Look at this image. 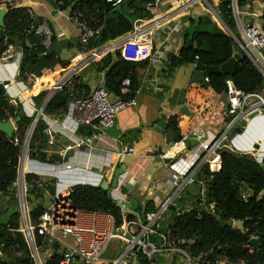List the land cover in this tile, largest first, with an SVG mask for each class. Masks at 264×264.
Wrapping results in <instances>:
<instances>
[{
    "label": "trees",
    "instance_id": "1",
    "mask_svg": "<svg viewBox=\"0 0 264 264\" xmlns=\"http://www.w3.org/2000/svg\"><path fill=\"white\" fill-rule=\"evenodd\" d=\"M153 0H126L121 6L114 8L104 0H63L66 8L71 13H81L90 25L99 28L100 33L90 43L89 50L84 51V57L90 52L112 45L114 42L129 34L133 29V22L140 18H150L152 14L148 4ZM252 0H237L238 6L250 4ZM213 7L219 12L225 24L235 31L236 21L233 17L231 0H210ZM8 14L5 24L0 26V55L4 54L10 46L19 47L22 50L20 64V78L34 82L47 89H41L33 95V100L38 108L44 107L46 115H61L68 109L69 103L78 97H84L90 93L91 87L82 80L79 71H75L60 90L46 102L49 90L60 79L73 69L75 62L64 59L50 48H45L43 39L33 34H27L26 28L30 22L27 8L23 6H7ZM261 25L264 30V13L261 16ZM29 38L32 47L25 45V39ZM234 39L227 32L219 20L208 10L206 14L197 19L190 18L189 26L184 37L183 46L178 54L168 55V67L164 70L165 76L171 75L182 66H193L200 62L205 66H220L228 61L234 54ZM148 46L125 47L117 46L115 49L105 52L101 58L93 60L90 64L96 67L98 72H104V85L115 96H123L125 99H134L141 86L140 69L149 64V59H141L146 55L143 49ZM209 82L194 83L193 87L198 93L213 91L218 97L226 93V82L233 80L235 84L246 92H259L264 96V77L245 57L239 62L234 71L228 75H210ZM124 78L131 79L132 92L121 94V81ZM187 91V90H186ZM201 93V94H202ZM184 104V102H181ZM179 103V104H181ZM22 108V100L17 98V104L11 101L6 89L0 84V121L16 119ZM208 107L200 111V117L206 115ZM174 110L169 116H163L167 122V135L169 142L178 141L185 131L190 130L198 122L188 116L185 122L179 119ZM204 113V114H203ZM231 118H225L214 126L223 131ZM35 121V116H25L16 124L17 129L13 136L9 137L0 131V193L7 194L13 188L18 177V166L22 154V145ZM183 122L184 124L182 125ZM185 128L183 132V128ZM91 129L81 127L80 131ZM141 130L128 135L127 138L135 141L140 136ZM237 135L233 143H230V135ZM229 135L227 144L230 147L221 149L222 167L217 173L209 170L208 165H203L196 173V184L203 186L204 199L207 204L216 203V217L212 213H203L200 216L197 209L190 213L177 214L175 207L166 216L165 223L158 229L160 232L170 234L171 240L177 247L186 251L197 264H217L219 260H225L228 264L244 262L245 264H264V114L257 113L252 116L245 129L242 126L234 127ZM231 135V136H233ZM15 139L18 144H15ZM48 124L42 118L35 122V128L30 139L29 157L42 162H62L61 156L52 149ZM161 148L157 155L161 153ZM254 154L256 157H254ZM37 163V162H35ZM31 162L27 165V171L32 170ZM99 176L87 172L84 178H73L72 181L64 180L65 184L59 186V193L69 184L81 182L71 188L68 199L72 205L86 212H102L112 215L118 226L126 221L142 220L147 212L157 210L151 201L145 206L138 205L135 212H124L110 193L100 186ZM39 176L28 174L26 180L34 188L33 193L38 196L44 189L55 191V181L37 183ZM248 187L251 195L247 200L242 198V192ZM199 195H194L192 205L199 201ZM179 203L184 204L185 199L179 198ZM46 210L43 205L31 210V217L36 222L39 216ZM19 213L14 214L8 223H0V254H7V258H0V264H35L31 257L29 247L22 235L18 232ZM243 221L248 236L254 235L259 239L260 249H255L244 234L229 226L230 221ZM42 237L38 242L42 243ZM152 240L160 243L158 235H153ZM47 245L44 246V249ZM120 255V254H119ZM119 255L115 256L118 257ZM113 256V257H114ZM114 257V258H115ZM61 254L57 247L47 257L45 264H59ZM157 259V258H156ZM158 260V259H157ZM139 264H149L148 259L140 251L137 256ZM77 264H91L78 261Z\"/></svg>",
    "mask_w": 264,
    "mask_h": 264
},
{
    "label": "built area",
    "instance_id": "2",
    "mask_svg": "<svg viewBox=\"0 0 264 264\" xmlns=\"http://www.w3.org/2000/svg\"><path fill=\"white\" fill-rule=\"evenodd\" d=\"M9 1L0 0V7L7 8V6H10L8 5ZM104 1L117 8L126 0ZM161 1L153 0L148 4V9L152 14L150 18L136 19L129 34L110 46L92 50L88 60L99 59L105 52L113 50L117 46H123L124 49L127 45L134 44L137 47L148 46L150 48L149 62L157 65L165 64L164 62L167 61V58L161 48L156 47L157 38L165 19L156 13ZM56 2L59 7L64 6L63 0H56ZM197 3H206L214 16H219V12L213 7L210 0H185L177 9L179 12H185ZM231 8L239 33L234 32L228 26L227 32L241 49L242 59L247 57L264 77V30L259 21L264 12L260 15L257 14L249 4L239 7L237 0H231ZM67 9L68 11L66 12ZM66 10L62 12L67 13L68 18L79 29V44L81 48L84 51L89 50L91 41L99 35L100 29L92 27L81 13L72 14L70 8H66ZM27 12L30 22L26 28V33L41 37L44 47L50 48L55 36L51 23L45 18H38L32 8L27 7ZM245 19H250V22L246 23ZM25 45L32 47L29 38L25 39ZM161 45L165 46V42L162 41ZM11 48L10 46L3 55H0V61L6 62L9 60L13 63V60H16L17 65L13 75L17 76L20 75V64L23 54L21 51H13ZM75 71L76 69L68 77L59 81L52 90L54 92L60 90L67 78L74 74ZM204 80L209 82V77H205ZM0 84L6 89L11 101L17 104V98L21 92L13 93L11 91V81L0 78ZM131 84L130 78H124L121 81L122 95L132 92ZM23 85V87H26L25 84ZM225 95L228 99L226 105L219 97L217 107L215 106L212 111L211 118L209 115H204L202 122L184 132L180 140L169 142L167 148L158 155L160 159L166 161V165L175 173L177 179L157 210L147 212L143 220L141 218L138 221L125 220L120 226L117 225L115 218L110 214L86 212L75 208L68 199L70 191L62 194L60 198L46 208L36 222L32 220L31 210L28 208L25 199L29 194L28 189L32 185L27 182L26 176L31 173L39 176V172H32L31 170L25 172V165L30 160V139L32 137L28 133L22 145L18 177L13 186L19 189L23 198L17 231L22 233L35 264H45L47 257L52 254L55 246L61 254L59 264H77L78 261L91 264H132L135 260L137 261L140 251L148 259L149 264H158L156 257L168 252H179L185 257L187 264H197L196 260H192L186 251L177 247L175 242L171 240L169 233L160 232L158 229L161 228L162 222L170 214L173 207H175L176 213L179 215L190 213L197 209L200 216L203 213H212L218 217L216 203L207 204L204 199V188L202 197L195 205L191 203L180 204L179 198L185 186L196 182V173L203 165H208L209 170L213 173L221 170L222 156L220 151L223 148L230 147L227 142L234 127L242 126L244 129L245 124H242V122L245 121L247 123L252 116L259 112L264 114V96L259 92H246L239 88L233 80H228L226 82ZM30 102L33 108L31 112L27 103L25 101L22 102V108L27 116H35L36 120L42 117L49 123L48 118L44 114V107L38 108L32 99H30ZM133 104H136L135 99H125L123 96L113 95L105 87L104 81L101 85L93 88L88 95L73 99L69 103L67 111L62 114L58 124L48 126L51 144L57 143L54 134L64 135L69 138V142L58 151L62 162L57 161L53 164L56 167L70 169L74 165L73 158H75L76 151L85 148L94 149L95 140L102 135L104 130L110 129L115 125L116 117L121 111ZM35 107L39 110H36ZM225 116L231 118L230 122L223 131L215 127L216 130L211 131V140L206 143L209 138V131L205 129L206 123L212 120L214 124H218ZM95 119H99V121L97 124L92 125V129L95 130L94 133L79 134L80 127L91 125ZM192 139L197 140L198 143L191 144ZM14 142L18 144L17 139ZM233 147V150H237L235 146ZM69 149H73L74 154L69 157L68 161H64ZM117 154L120 157L125 155L132 156L136 154V148L133 145L121 143L117 149ZM253 156L256 157L254 154ZM41 182V179L37 181V183ZM250 195L251 190L245 187L242 192V198L247 200ZM122 210L129 212L124 208ZM153 235H158L161 242L155 243L152 240ZM38 237H42V243L38 242ZM114 238H119L124 242L123 251L118 257L112 259L103 258L102 256ZM250 238H255V236L252 235ZM46 245L48 250L44 251V246ZM217 264L228 263L225 260H219ZM236 264L245 263L239 262Z\"/></svg>",
    "mask_w": 264,
    "mask_h": 264
},
{
    "label": "crops",
    "instance_id": "3",
    "mask_svg": "<svg viewBox=\"0 0 264 264\" xmlns=\"http://www.w3.org/2000/svg\"><path fill=\"white\" fill-rule=\"evenodd\" d=\"M184 1L185 0L161 1L156 13L158 16H162L165 19L157 38L156 47L161 48L167 61H165V64L163 65L149 62L146 67L140 69L141 86L134 98L136 104L128 106L117 115L115 125L110 129L104 130L102 135L95 140L94 149L88 150L85 148L76 151L75 158H73L74 165L70 169L56 167L53 163L29 158L30 160H28V163L31 162V166L33 167L31 171L39 172V178L43 183L56 180L54 192H51V190L47 188L43 190L41 196H38L37 192L33 193L34 188H32L33 190L28 194V199H31L32 201L35 200L38 203L35 207L43 205L39 204L41 197L48 199L49 196H52V202L60 198L61 192L59 193L58 189L60 185L65 184L64 180L66 179H81L85 177V173L91 172L100 177L98 183H101L104 179L110 180L113 169L116 167H122L124 164L126 165L125 172L119 176L118 185L116 187H111L110 189L111 196L115 200L135 199L138 202V205L143 206L151 201L157 208L165 200L167 193L173 187L174 181H176L177 178L175 173H173L166 165V161L160 159L156 154L160 148L161 151H164L169 144L167 122L166 119L162 117L164 115L169 116L174 110L177 111L178 107V115L181 121L185 122L188 116H191L192 120H195L200 117V111H203L208 107L206 115H209L211 118L212 111L215 106L217 107V102L219 100V97L215 95L213 91L208 93L211 98L203 97L207 95H204L202 92V94L198 93V89H195L193 87L194 83H192V75L195 67L186 66L185 68L191 67V82L185 88L187 89L186 94L183 99L181 96L179 99L177 98L175 100L169 112L165 111L166 102L170 99L173 90L176 89L173 86L171 79L167 78L164 73V70L168 67V55H176L180 52L184 43V37L189 26L190 18L197 19L200 15L206 14L207 11L210 10L207 5L204 7L199 5L203 3H197L185 12H179L177 8ZM255 2L258 3V7L261 9L259 13H257L254 8ZM8 5L12 7L23 6L26 8H32L38 18L49 20L55 34L51 50L62 56L64 59H71L75 62L73 69L68 71L60 81L68 77V75L76 69V71H79V74L82 75V80L86 82L91 89L103 83L105 73L98 72L96 67L90 64L92 61L88 60V57L83 56L84 50L79 44V29L68 18L66 15L67 13L62 12L66 10L65 6L59 7L56 0H10ZM249 5L252 10L259 15L264 12V0H252ZM67 11L68 9L66 12ZM162 41L165 42V46L161 45ZM11 49L13 51L17 50L22 52L19 47L12 46ZM123 51L124 49L121 51V54L126 57ZM143 51L146 52V55L141 59L135 60L148 59L150 48H145ZM126 58L133 59L130 57ZM16 65V60H13V63L9 60L6 62L0 61V78L9 82L11 81V91L13 93L21 92L18 98H20L22 102L25 101L27 103L29 111L31 112L33 108L30 99L33 100V95L38 93L37 91L47 88L37 85L32 78L22 80L20 75H13ZM23 84H25L26 87H23ZM48 90L49 93L46 102L49 101L55 93L52 89ZM181 102H184V104ZM184 108H188L189 112H183ZM35 109L39 110L37 107H35ZM46 117L49 120V123L47 124L50 127V125L54 126L58 124L62 114L46 115ZM159 121H164L166 123L164 133L154 128L155 124ZM202 121L203 118L201 117L198 119L197 124ZM183 122H181L182 125L184 124ZM185 128L186 127L183 128V132ZM88 129H91V134L95 132L92 128ZM205 129L209 131V138L206 141V143H208L212 138L211 131L216 130L212 120L206 123ZM137 130H141V133L135 141L126 137L128 133H133ZM87 132V129L83 132L79 129V134L84 135ZM128 136L132 138L133 135ZM121 143L133 145L136 148V154L120 157L117 154V149ZM51 146L56 153L62 148V146L57 143ZM28 163L25 165V172L27 171ZM79 183L81 182L67 185L62 193L70 191L73 186ZM128 183L130 184V188L126 187ZM192 185V195H199L200 186L196 183ZM14 187L15 186H13V188ZM13 188H11L10 191H14ZM4 196H7V194L0 193V199ZM191 202H193V199H191ZM49 206L44 207L48 208ZM179 255L182 254L179 252L162 253L156 257L158 259L156 260L158 261V264H187L186 260H184V262Z\"/></svg>",
    "mask_w": 264,
    "mask_h": 264
},
{
    "label": "water",
    "instance_id": "4",
    "mask_svg": "<svg viewBox=\"0 0 264 264\" xmlns=\"http://www.w3.org/2000/svg\"><path fill=\"white\" fill-rule=\"evenodd\" d=\"M8 14V9L7 8H3L0 7V26L3 27L5 24V18ZM218 19L220 20V22L222 23V25L225 27V29L227 30V25L225 24V22L222 20V18L219 16H217ZM245 22L248 23L250 22V19H245ZM20 49V48H19ZM234 54L233 56L226 61L225 63H223L220 66H205L202 65L200 62L196 63L195 68H194V72L192 75V83H199L204 81L205 77H208L210 75H215V74H224V75H228L230 73H232L236 67V65L242 61V51L239 48V46L237 44H234ZM221 101L224 102V104H227V96L224 95L221 98ZM183 112H189L188 108H184ZM27 116L26 112L24 111L23 108H21L19 115L16 119L14 120H8V121H0V131L6 133L9 137L13 136V133L15 131V125L19 122V120L23 117ZM37 120L35 119L34 123L32 124L30 130H29V135L32 136V133L34 131L35 128V122ZM99 121V119H95L92 121L91 125H87L88 128H92L93 124H97ZM154 128L158 131H161L162 133H164L165 128H166V123L164 121H159L157 124H155ZM55 139L57 140V143L61 146H65L66 143L69 142V138L66 136H60L58 134H54ZM198 143L197 140L192 139L191 140V144H196ZM89 150V149H88ZM97 152V151H95ZM74 154V150L73 149H69L67 152V155L64 157V161H68L69 157L72 156ZM125 168L126 165L124 164L122 167L119 168H115L113 169V171L111 172L112 177L110 180L108 179H104L102 180V182L100 183V186L106 190H110L111 187H116L118 185V178L119 176L125 172ZM80 184V183H79ZM78 185V184H77ZM127 188H130V184L128 183L126 185ZM33 187L30 186L29 187V192H31L33 189ZM202 190L203 187L200 186V191H199V198L202 197ZM118 204L124 208L125 210L129 211V212H135L137 210V206H138V202L135 199H130V200H126V199H118L117 200ZM229 226L233 227L236 230L241 231L244 236L246 238H248L249 243L257 250L260 249V242L258 238H250L248 236V234L246 233L245 230V226H244V222L243 221H230L229 222ZM7 254L2 255L0 254V258L3 257V259L7 258ZM132 264H137V261L135 260Z\"/></svg>",
    "mask_w": 264,
    "mask_h": 264
},
{
    "label": "rangeland",
    "instance_id": "5",
    "mask_svg": "<svg viewBox=\"0 0 264 264\" xmlns=\"http://www.w3.org/2000/svg\"><path fill=\"white\" fill-rule=\"evenodd\" d=\"M199 5H202L205 7L206 3L199 4ZM254 8L256 9L257 13H259L261 11V9L258 7L257 2H255ZM259 21L261 22V19ZM234 32L239 33V30L236 29ZM134 47H135L134 44H129L126 46L127 49H133ZM185 67L186 66H182V67L178 68L176 70V72L171 75L170 79L172 81L173 86L176 89L173 90V93H172L170 99L167 100V102H166L165 111H167V112L170 111L171 106L173 105V103L175 102V100L177 98L179 99L182 96V99H183V97L186 94V90H187L185 88L191 82V70H190L191 67H189V68H185ZM204 95H207V96H203V95L202 96L206 97V98H211V96L208 95V92H205ZM242 124H245L244 126L246 127L247 123L244 121V122H242ZM231 135H233V134L231 133ZM231 135H230V143L233 144V146H235L233 143V139L237 135H240V134H235L233 136H231ZM75 179H78V178H75ZM67 180L72 181L73 178L67 179ZM13 189H14V191L8 192L7 196H4L2 199H0V223H5V224L8 223L9 220L11 219V217L16 213H19L21 215V203H22L23 198H22L21 193L19 192L18 188L14 187ZM192 193H193V185L190 184V185L184 187V189L181 193V197H183L185 199V202L190 203L191 199H193V197H194L192 195ZM28 197L29 196L27 195L25 199H26V203H27L28 208L31 210L38 203L35 200L32 201L31 199H28ZM52 199H53L52 196H49L48 199H46L45 197L44 198L41 197V199L39 200V202H40L39 204H43L44 206H49L53 203ZM55 201L56 200H54V202ZM165 220H166V218H165ZM165 220L162 222V224L165 223ZM123 247H124V242L121 241V239H119V238H114L112 240L111 244L109 245L107 251L104 253V255L102 257L107 258V259H112L115 256L119 255L123 251ZM46 250H48V249L47 248L44 249V251H46ZM179 256L183 259V261L185 260L184 256H182V255H179Z\"/></svg>",
    "mask_w": 264,
    "mask_h": 264
},
{
    "label": "bare ground",
    "instance_id": "6",
    "mask_svg": "<svg viewBox=\"0 0 264 264\" xmlns=\"http://www.w3.org/2000/svg\"><path fill=\"white\" fill-rule=\"evenodd\" d=\"M134 46L136 47V45H134ZM259 113H261V112H259ZM64 193H65V192L61 193V195L64 194Z\"/></svg>",
    "mask_w": 264,
    "mask_h": 264
}]
</instances>
